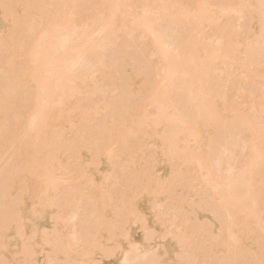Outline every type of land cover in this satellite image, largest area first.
Masks as SVG:
<instances>
[{"label": "bare ground", "instance_id": "obj_1", "mask_svg": "<svg viewBox=\"0 0 264 264\" xmlns=\"http://www.w3.org/2000/svg\"><path fill=\"white\" fill-rule=\"evenodd\" d=\"M85 1L0 0V60L5 61L7 65V67L0 68V160L2 156L4 157L7 147L13 145L15 160L19 161H15L16 164L14 162L13 164H8L4 169L0 170V183L6 184V187L2 189L3 191H0V208L2 215H4L0 220V264H105L107 259L114 260L113 263L115 264H129L126 260L127 258L124 260L126 263L123 262L125 255H129L134 247L139 246V243L136 242V245L131 239L130 223L135 225V223L139 224L140 222L139 219H134L130 212L135 213L138 211L139 213V203L143 200L147 201L152 211L156 209V206L162 201L158 188L159 181L157 180V182L147 185L141 195L137 192L138 189L135 185L124 187L120 198L124 199L123 206L126 207V212H130L128 215H123L127 221L122 224L124 232L121 235L125 233V236L119 237L114 243L111 241L109 231H104V227H102V222L106 220L108 215H111V211L108 210V197L97 189V185H102L109 180L115 168L112 161L118 158H125L123 153L116 156L112 147L116 144L126 148L124 145L132 141L141 126L147 125L148 115L146 116L143 110L147 105L156 111L153 122L150 119V122L153 123L151 125L154 133L150 139L155 149L148 155L149 161L153 162V165L150 164L151 166H149L154 167L159 173L167 174L168 160L178 157V155H176L177 157L174 156V151L171 153V149L173 150V146L177 141V135L184 133L186 137L194 138L196 146L193 149L181 152L182 154L180 153L179 160L183 163V168L196 164L199 169V176H201L199 178H202L200 179L202 182H204L203 177H207L205 180L210 177L209 181L213 178L211 177L213 173H211L212 166L210 164H212L213 155L218 150L216 148L218 141L213 142L212 139L213 129L221 120H229L231 122V116L225 115L220 111L219 96L213 90L214 87L212 88L211 69L215 60L219 58L221 60H231V58L226 54V49H223V53L219 55L218 53L210 52L208 49H205V55L202 57L197 54L196 47L200 43L198 39L203 37L201 25L212 16L213 7L210 4L211 0H185L184 3L179 4L170 0L163 3H160V0H138L142 4V11L135 9L134 5H129L127 2L130 0H102V5L107 15L101 20L94 21L95 26L97 25V30L92 26L94 30L92 28L86 29L87 33L83 31L82 37L79 34L81 33L79 31L81 28L76 25L75 19L80 10L84 8L85 5L82 4ZM221 1L225 2V0ZM234 1H237L236 4L238 3L234 7H237L236 9H239L240 12L242 11L241 13L244 11L249 12L251 22L248 24L250 25L251 23V25L248 28H255L258 31V35L260 33L263 42L264 0ZM224 2L223 4H225ZM192 5H195L193 10L190 8ZM235 8L233 9L235 10ZM194 10L195 13L193 12ZM154 11L159 12L158 15L164 18V22L168 18L176 22L175 26L180 32L178 38L170 42L167 40H172L174 37H171L172 39L164 38L157 25V18L153 15ZM191 18H193L194 22H189L190 28H186V22L190 21ZM124 27H135L153 38V47L158 50L165 61V75L162 80L165 88L167 85L173 84L171 82L178 76L188 77L189 87L182 89V91L184 90L183 93L189 96L184 94L185 97L191 99L188 102L191 103L190 108L197 109V113H204L205 119L201 114L204 120H201L200 115L196 117L197 119L192 115V118L194 117L195 119H190L188 114L187 118L190 119V122L185 118L183 122V119H180L177 116L178 114H175L174 104L171 101L173 99H169L172 94H168L165 88L164 92L163 89L152 87L154 83L151 82L148 67L145 64L142 65L138 57L134 55L131 58V64L125 71L123 70L122 95L120 94L121 100L119 99L121 105L116 102L117 105L119 104L123 109L129 111L127 104L131 98L139 96V93L143 90L142 88H146L149 82L152 85L148 84L147 87H152L153 89H149L150 93L148 97L144 98L145 100H141L142 103L134 104V109L128 113V118H126L129 124L125 128L112 131V129L105 127V124H99L98 127L94 126L93 144L90 145L82 139L88 132L84 131L81 138L79 136L80 133L72 132L68 129L72 122V112L66 106L70 104L68 99L73 91L84 90L88 85L92 84L88 80V76L93 74V70H85L89 69L86 66V68L83 67L84 70L81 69L82 71H78V73L74 70L76 65L78 68L79 61H82L81 58H85L83 56L95 61L94 55L98 49V45L94 41L96 31H98L99 35L104 36L106 40L111 41L114 39L115 33ZM90 30L91 32H88ZM76 36L77 39L74 40ZM7 39H9V43H7ZM167 45H171L170 48L165 47ZM172 45L174 49H171ZM120 50L126 57L127 49L121 48ZM5 51L6 54H3ZM251 55H248V57ZM21 57H25V60L20 62ZM82 62L84 63V59ZM251 62L252 60L249 61L251 66L258 63L257 61L255 63ZM263 84L264 82H262V86H264ZM34 85L39 92V97L37 96V98L32 97L30 94V89ZM173 87L177 88L176 85ZM177 89L173 88V90ZM171 90H169V93L172 92ZM166 97L170 101L167 100L166 102ZM261 99L260 103L256 101L254 103L256 102L259 105L264 103V98ZM258 104L257 107H252V109L256 108L257 112L258 110L260 111L262 105L264 107V104L260 105V107ZM113 106L116 107V104ZM180 106L178 104L177 107L180 109ZM194 113L196 115V111ZM245 118L242 121L244 126L252 121L249 117H247L249 119ZM254 121H252V124ZM259 122L264 124V122ZM257 123L255 125L259 126L260 123ZM263 124L259 127L251 125L252 131L255 133L253 148L251 146L254 149V155L251 153L253 155L252 160L246 166V169H248L247 173L250 172L252 174L251 177L257 174L258 171L256 172L255 168L259 169V162L263 163L264 161V135H262L264 131L261 130L263 129ZM100 125L101 127H99ZM169 126H173L175 129L171 128V131ZM215 136H219V134ZM41 146L42 151H39L38 149ZM217 147L219 146L217 145ZM32 149L35 154L31 152ZM177 150L175 152L179 153ZM127 151L125 152L130 153L129 149ZM23 154L25 161L21 165L19 159H21ZM70 163H73L74 168H85L83 181L87 177L93 176L91 180L92 193L89 192L85 195L87 201H91L94 195L91 205L86 210L84 219L86 224L89 223L90 225L87 234L83 237L85 241H88L84 245L85 255L80 257H76L71 253L69 244L70 235L77 234V229L65 218V212H63L64 208L67 207L71 210L72 217H76L79 213V203L76 200L70 202L73 198L67 199V193L63 192L62 187H60L65 183L63 173L70 168ZM257 164L259 165L256 166ZM263 164L261 165L263 166ZM123 175L125 176L126 173H123ZM185 180L186 174L179 173L175 176L171 188L175 192L174 195L181 199L183 197L180 195L179 189L184 185ZM237 185L239 183L235 180H232L230 185H228V192L232 194L222 195L220 192L216 193L215 200L212 202L215 203L212 205L214 207H209V204L205 203V209L202 210L197 207L186 208L187 206L183 205L191 214L190 218L192 220L198 218L199 222L202 221L200 223L201 226L197 230L195 228V230L193 229L194 231L190 232V236L194 233L200 234L202 231H206L209 236L204 235L209 238L208 245L210 248L205 246V249H211L210 251L214 254L215 252L224 253L226 251L224 246L226 243L223 245V241L219 238L223 223L221 224L218 221V214L231 213L235 215L236 219V215H238L240 221H243L242 230L250 227V225L252 227V224L256 223L257 214H260L257 213L260 212L259 197L256 196L254 197L255 200L253 199L254 208L251 206L252 202L250 199L251 203L245 199L244 202L246 204L248 202L245 205L243 200H240L242 199L241 196V198L238 196L239 199H237V194L233 195L235 194L233 192L237 189H233V191L232 188L237 187ZM8 196L13 197L14 201L8 206H4L3 198ZM249 196L252 197V193ZM126 201H129V203ZM249 205L252 209H247ZM142 217L145 218V215L143 214L140 217L143 221ZM49 218L54 220L51 228H48L46 224ZM239 224L242 225V222ZM239 226H237L238 229L236 230L234 229L236 227H234V231L231 228L230 232L233 234L231 236H234L232 237L234 238L233 243H236L237 246H240L239 244L242 246L241 241H243L244 236L242 237L243 231H241ZM224 231H222V236L226 233ZM63 232L67 234L66 237ZM151 236L153 235L145 234L140 242V247L149 243L152 240ZM13 246L14 248L18 246L19 249L11 250ZM156 246L158 247V245ZM158 249L156 255L158 258L155 256L157 264H184L180 258L175 256L177 253L176 247L168 240L161 243ZM67 254L70 255L67 257ZM40 255H42L41 258H39ZM228 257L230 258L231 256ZM153 259L151 257V260ZM140 264L150 263L141 262Z\"/></svg>", "mask_w": 264, "mask_h": 264}, {"label": "rangeland", "instance_id": "obj_2", "mask_svg": "<svg viewBox=\"0 0 264 264\" xmlns=\"http://www.w3.org/2000/svg\"><path fill=\"white\" fill-rule=\"evenodd\" d=\"M164 1L169 0H160L159 2L163 3ZM170 1L177 4L185 2V0ZM223 2L221 0H211L210 4L213 7L211 11L212 16L201 25V33H203V37L200 35L202 38H199L200 40L198 39L200 43L198 42L199 44L196 47L197 54L201 57L205 55V49H208L210 52L218 53V55L220 53H223V49H226V54L229 55V58H231V60L227 59L228 61L223 59L221 60L219 58L218 60H215L213 62V68H210L212 72V88L214 87L213 90L217 92L220 100L219 102L221 103L220 111L225 115L231 116V122L229 120H221L215 125L213 129L215 135L219 134V136H215L213 134L212 137L213 142L218 141L219 144L217 143V145L219 147H217L216 145V148L218 150L216 151L215 149L216 154L213 155L214 158L213 160L211 159L212 164H210L212 166L211 173H213V175L211 176L213 178L212 180L210 179L212 183L209 181L210 177L206 179L207 181L205 180V178L207 177H203L204 182L200 180L202 178H199L201 176H199V169L196 164L190 165V167L183 168V163L181 162V160H179L182 154L181 152L187 149H193L196 146L194 138L186 137L184 133H180L177 135V141L175 140V144L177 145V147L174 144L173 150L171 149V153L172 151H174V156L178 155V157L176 156L177 158L168 160V173H159L154 169V167H150L151 165H153V162L149 161L148 155L155 149L152 145V140L150 139V137L154 135L151 125L153 123L150 122V119L153 122L155 118L154 114L156 115V111L152 107H148V105L145 106L143 110L145 111L146 116L148 115L147 118L149 119L147 125L141 126L137 135L134 136L132 141L124 145L126 146V148H123L120 145L116 144L114 147H112V149L115 150L114 154H116V156L123 153L125 155V158H118L112 161L115 168L109 180L107 182L105 181L102 185H97V189H99L102 194L108 197V210L111 211V215H108L106 220L102 222V227H104V231H109V233L111 234V241L114 243L119 237H123V235L125 236V233L121 235V233L124 232L122 224H125V222L127 221L123 215H128L130 212H126V207L123 206L124 199L120 198L124 187L135 185L138 189L137 192L139 193V195H141L145 191L147 185H151L154 182H157V180L159 181L158 188L161 193L160 196L162 201L159 202V204L156 206V209L152 211L147 201L143 200L139 203V213L138 211L135 213L130 212V215H132L134 219H139L141 222V224L139 222V224L135 223V225H133L134 223H130L132 234L131 239H133L135 243H139V246L134 247L129 255H125L123 259L124 263H126L124 260L127 258L126 260L127 262H129V264H140L141 262L157 264L158 262L156 263L157 260L155 259V256L157 255V249L161 243L168 240L170 243H173L175 245L177 251L175 256L180 258V260L184 264H264V161L263 163L259 162V169L255 168L256 172H258L256 175L255 173H253V175H255L253 176L254 178L251 177L252 174H250V172L247 173L248 169H246V166L249 165L254 155L252 144L254 145L255 133H253L254 131H252L253 129L251 125H255L257 122V124H259V121L264 122V107H262V104L264 103L261 102L262 104L260 105L262 106L261 109L258 108L260 109V111L258 110V112L256 108L252 109L253 106L257 107V104L260 103L259 101L262 100L261 98H264V86H262V82H264V41L262 42L263 39H261L260 33L258 35V31L255 28H248L251 25V23L250 25L248 24L249 22H251V19L249 18V12L244 11L243 13H241L242 11L240 12L239 9H236L237 7L235 8L234 6L238 4H236L237 1L225 0V4H223ZM127 3L129 5H134V8L138 9V11L143 10L141 2H138V0H130ZM102 4V0H86L85 3L82 4L85 6L82 10H80L75 19L76 25L81 28V30H79L81 31V33H79L80 35L84 33L86 29L89 30L90 28H92V26L95 29L97 25L95 26L94 21L101 20L107 15L106 10L103 8ZM135 5H137L138 7ZM194 7L195 5L190 6L192 10L194 9ZM233 8H235V10ZM193 12L195 13V10ZM153 13V15H155V17L157 18V25L164 38L172 39L174 37L172 40L166 39L169 42L173 41L175 38H178L180 32L177 26H175L176 22L174 20H171L170 18H168V20L166 19L167 21L164 22V18L158 15L159 12L157 13L156 11H154ZM189 22L193 23V18H191L190 21L186 22V28H190ZM91 30L88 32H91ZM95 30H97V28ZM115 34L116 35L114 39L108 41L104 38V36H102L101 34L99 35L98 31H96L94 34L96 36H94V41L95 44L98 45V49L96 50V53L94 55L95 61L93 59L91 61V59L89 60L88 57L83 56L85 58L81 59L82 61L84 59V63L80 60L81 62L79 61L78 68L76 65L75 70L73 69L78 73V71H82L81 69L86 66L89 69L85 70L92 69L93 74L88 76V80L91 81L92 84L88 85L84 90L73 91L68 99L70 104H68V106L66 107L72 112V122L68 129H70L72 132L80 133V137L81 135L83 136L84 131L88 132L83 136V138H81L91 145L93 144V131L95 130V127H98L99 124H105V127L112 129V131L125 128L129 124V121L126 120V118H128V113L132 109H134V106L137 103H142L141 100L143 101L145 100L144 98L146 96L148 97V94L150 93L149 91L153 89L152 87L163 89L164 92L166 90L168 94H172L171 98L169 97V99H173L171 101H173L174 104L173 106L175 108V114H178L177 116H179L180 119H183V122L185 121V119H188V114L190 119L192 118V115H194L195 118L200 114L202 116L205 115L204 113L202 114V112L197 113L198 111L195 108V110L190 108L191 103L188 102H190L191 99L188 98V94L183 93L184 90L182 91V89H187L189 87L187 76H178L176 77L177 79H173L174 81L171 82L173 84L169 85L171 88L168 85L166 88L164 87L165 84L162 82V80L165 75V61L161 57L158 50L153 47V38H151L148 34L142 32L141 30L136 29L135 27H124L122 30H119ZM76 39L77 36L74 40ZM7 43H9V39H7ZM170 46L171 45H167L165 47L170 48ZM121 48H124L125 50L127 49V53L125 55L126 57H124V54L121 53ZM171 49H174L173 45ZM3 54H6V51ZM134 55L138 57L142 65L145 64L148 67L150 78L152 80L150 81L154 83V86L148 88L147 85L150 84L149 82L146 85V88H142L143 90H141V92L139 93L141 96L139 95L140 97L136 96L135 98H131V100L127 104L129 111H126L120 106V94L122 95L121 89L123 84L122 74L131 64V58L134 57ZM248 55H251L252 57H248ZM250 57L251 59H249ZM253 57L254 59H252ZM86 58L88 59L85 60ZM248 59L249 61L252 60L251 63H255L256 61L258 63L255 65L252 64L251 66L249 65L250 63ZM24 60L25 57H21L19 61L21 62ZM2 67H7V65L5 61L0 60V68ZM258 74L260 75L258 76ZM151 85L152 84H150V86ZM175 85L178 89L173 87ZM34 86L33 88L31 87L30 94L32 97L37 98L39 92L36 89V86ZM173 88L177 90H173ZM170 89H172V92L170 91L171 93H169ZM185 92L187 91L185 90ZM184 94L188 97H185ZM165 100L167 102L168 97H166ZM247 100H251L252 103L251 101L249 102ZM254 101L258 103L256 104V102L254 103ZM116 102H119L120 105H117ZM115 104L116 107L113 106ZM178 104L181 105L180 109L177 107ZM195 111L196 115L194 113ZM178 112L181 114H179ZM202 116L201 120H204L205 118L203 116L204 119H202ZM247 117L251 118L252 121H255L253 122V124L251 121V124L246 123V125H249L244 126L242 121L244 118L249 119ZM190 119H188L189 122ZM262 124L263 123H260L259 126H262ZM101 125L99 127H101ZM255 126L259 127L258 125ZM169 128L170 130L171 128L173 130L175 129L173 128V126H169ZM261 130L264 131V124L263 129ZM262 135H264V133ZM127 149L130 150V153H126L128 152ZM174 149H178L177 152L179 151V153H176ZM38 150L42 151V146ZM31 152L35 154V151L33 149L31 150ZM14 153V146H8L4 157L2 156L0 160V170L4 169V167H6L8 164H13V162L14 164H16L15 161L19 162L15 160L16 158L14 156ZM19 160L22 165L25 161L24 154ZM259 164H257L256 166H258ZM261 164H263V166ZM79 168H74L73 163H70V168L65 170V172L63 173V175L65 176V183L60 186L62 187L63 192L67 193V199L73 198L70 202L76 200L77 203H79V213L76 217H72L71 210H69L67 207H65V210L63 211L65 212V218L69 220V222H71L70 224H72L77 229V234L73 236L70 235L69 238L71 253L76 257L85 255L84 245L88 240L85 241L83 237L87 234L90 225L89 223L86 224V221H84V219L86 210L91 205L94 197L93 195L91 198L92 200L87 201V197L85 196L89 192L92 193L91 180L93 179V176L87 177L83 181L85 168ZM123 173H126V175L124 176ZM179 173L186 174L185 183L179 189L180 195L183 197V199L174 195L175 192L171 190L173 186V180ZM250 178L252 179L250 180ZM232 180L237 181V183H239L240 185H237V187L239 186L238 188L236 186L235 188H232V190L237 189L235 190V192H233L235 193L233 194L234 196L237 194V199H239L240 196L242 197V199L240 200H243V202L245 201V199H247L249 203L252 202L251 206L254 208V197H259L258 204L260 206H258L260 207V212L257 213L260 214H257V216L261 217H257L256 223L252 224V227L250 225V227L244 228V230H242L243 221H240V217L238 215H236V219L235 215L231 213L230 214L234 216H231L227 213L220 214L221 216L218 214V221L221 222V224L223 223L224 225V227L222 225L221 231L219 232V238L223 241V245L226 243V245H224L226 247V251H224V253L215 252L214 254L212 253V251H210L211 249H208L210 248L208 245L209 238L207 237L209 235L206 231H202V233L200 234L194 233L190 236V232L194 231L195 228L197 230V228L201 226L200 223L202 221L200 220L201 222H199L198 218L196 220H192L190 218L191 214L186 208L197 207L198 209L203 210L205 209V203H208L209 207H214L212 205L215 203L212 202H214L215 200L214 198L216 193L218 194L220 192V194L222 195L232 194L228 192V185H230ZM248 185L251 187L249 188ZM4 187H6V184L0 183V191H3L2 189H4ZM78 189L79 191H77ZM230 189L231 187L229 188V190ZM249 189L250 191H248ZM248 192L249 195L252 193V197L248 195ZM118 198H120V200H118ZM249 199L251 200V202L249 201ZM13 201V197H4L3 205L8 206ZM199 201L202 202L199 203ZM126 202L129 203V201ZM244 203L245 205H247L246 202ZM183 205L187 207L185 208ZM250 208L251 207L249 205V208L247 207V209ZM141 213L145 215L146 220L145 218H143L144 216L142 217L143 221L141 220L140 217L141 215H143ZM155 213L157 214L154 218ZM3 217L4 215H2V210L0 208V220ZM53 222L54 220H51L49 218L46 223L47 227L51 228ZM240 222H242V225L239 224ZM238 225H240V229L242 226V237L244 236V239H242L243 241H241L242 246L241 244H239L240 246H237L236 243V245L233 243L234 238L232 237L234 236H231L233 234L230 232V230H232L234 227H236L234 228L235 230L238 229ZM222 229H224L225 231ZM144 230L146 233L143 232ZM222 231H224V233L226 232L225 235L223 234V236ZM63 234L65 237L67 236L65 232H63ZM145 234L153 235L151 236L152 240L149 243H146V245L141 246V248L140 242L142 241ZM204 234H206L207 236ZM160 236L162 240L160 239ZM163 238L165 239L164 241ZM156 245H158V247ZM205 246H208V248L206 247L207 249H205ZM12 249L15 251L18 250L19 247L17 246V248H14L13 246L11 250ZM69 255L70 254H67V257ZM228 256L231 257L229 258ZM41 257L42 255L39 256V258ZM151 257L152 259H154L151 260ZM156 258H158V256H156ZM113 262L114 260L111 259L105 260V264H115Z\"/></svg>", "mask_w": 264, "mask_h": 264}]
</instances>
